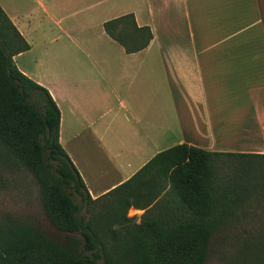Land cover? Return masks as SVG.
Segmentation results:
<instances>
[{
    "label": "crops",
    "instance_id": "crops-1",
    "mask_svg": "<svg viewBox=\"0 0 264 264\" xmlns=\"http://www.w3.org/2000/svg\"><path fill=\"white\" fill-rule=\"evenodd\" d=\"M0 4L30 44L15 62L58 105L60 143L97 204L178 144L264 153V0ZM128 14L153 32L133 52L105 29Z\"/></svg>",
    "mask_w": 264,
    "mask_h": 264
},
{
    "label": "trees",
    "instance_id": "trees-1",
    "mask_svg": "<svg viewBox=\"0 0 264 264\" xmlns=\"http://www.w3.org/2000/svg\"><path fill=\"white\" fill-rule=\"evenodd\" d=\"M105 29L128 52L153 39L133 14ZM29 49L0 4V195L29 173L40 207L0 208V264H264V153L175 145L111 191L117 199L103 207L60 143L58 105L15 62ZM131 208L144 210L140 222Z\"/></svg>",
    "mask_w": 264,
    "mask_h": 264
},
{
    "label": "rangeland",
    "instance_id": "rangeland-1",
    "mask_svg": "<svg viewBox=\"0 0 264 264\" xmlns=\"http://www.w3.org/2000/svg\"><path fill=\"white\" fill-rule=\"evenodd\" d=\"M25 1L29 3L31 0ZM75 199L77 202L81 203L80 196H75ZM0 208L2 210L21 211L25 213H39L40 207L36 200V185L34 184L31 174L21 173L18 181L15 182L10 189L0 195ZM81 213L87 217L89 216L84 204H82ZM43 218L46 221V225L50 227L51 225L48 219L45 216H43ZM100 262L103 263V260H100ZM207 264H227V262L214 258Z\"/></svg>",
    "mask_w": 264,
    "mask_h": 264
}]
</instances>
